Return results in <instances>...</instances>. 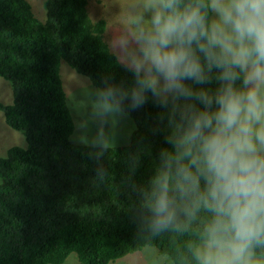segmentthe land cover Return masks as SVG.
<instances>
[{"label":"clouds","instance_id":"9594fccd","mask_svg":"<svg viewBox=\"0 0 264 264\" xmlns=\"http://www.w3.org/2000/svg\"><path fill=\"white\" fill-rule=\"evenodd\" d=\"M126 23L132 82L96 106L162 109L170 147L141 189V227L191 232L181 264H264V0H132ZM93 146L110 144L101 132Z\"/></svg>","mask_w":264,"mask_h":264},{"label":"trees","instance_id":"16d2710c","mask_svg":"<svg viewBox=\"0 0 264 264\" xmlns=\"http://www.w3.org/2000/svg\"><path fill=\"white\" fill-rule=\"evenodd\" d=\"M87 5L44 0L40 21L27 0H0V78L12 92L0 113L25 141L0 156V264H63L71 254L77 264H111L145 247L181 264L191 232L141 227V189L170 147L162 109L149 99L127 111L134 131L125 146L71 142L61 62L99 91L133 79L104 40L105 20L92 21Z\"/></svg>","mask_w":264,"mask_h":264},{"label":"rangeland","instance_id":"374dc122","mask_svg":"<svg viewBox=\"0 0 264 264\" xmlns=\"http://www.w3.org/2000/svg\"><path fill=\"white\" fill-rule=\"evenodd\" d=\"M27 1L34 15L40 21H44V0ZM131 2L132 0H88L87 5L88 15L92 21L105 20L104 40L110 51L123 65L128 67H130L128 54L133 50L134 45H122L120 38L127 36L129 31L126 17ZM59 74L74 122L71 142L93 145V140L102 132L110 147L127 145L134 131V123L129 116L126 114L120 116L101 114L96 106L99 90L95 89L87 78L78 74L63 61L60 64ZM11 101L10 85L0 78V103L7 105ZM81 137L87 143H82ZM23 140L24 137L20 133L5 124L0 113V156H4L7 149L12 146H23L25 144ZM63 264H77L76 255L71 254ZM111 264H170V262L158 255L154 249L145 247L142 251L130 254Z\"/></svg>","mask_w":264,"mask_h":264}]
</instances>
